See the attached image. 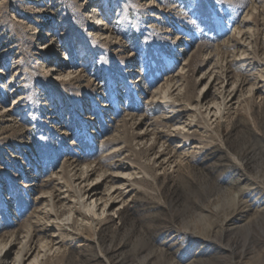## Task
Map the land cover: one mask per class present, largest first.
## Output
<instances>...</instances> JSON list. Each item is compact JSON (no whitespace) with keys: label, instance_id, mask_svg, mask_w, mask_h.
Instances as JSON below:
<instances>
[{"label":"rangeland","instance_id":"1","mask_svg":"<svg viewBox=\"0 0 264 264\" xmlns=\"http://www.w3.org/2000/svg\"><path fill=\"white\" fill-rule=\"evenodd\" d=\"M17 252L264 264V0H0V260Z\"/></svg>","mask_w":264,"mask_h":264},{"label":"bare ground","instance_id":"2","mask_svg":"<svg viewBox=\"0 0 264 264\" xmlns=\"http://www.w3.org/2000/svg\"><path fill=\"white\" fill-rule=\"evenodd\" d=\"M104 10L99 6V5H93L90 7L89 10V16L91 18V20H93L92 24L94 25V22L99 23V29L101 31V34H105L106 31H109L111 28L109 26V23L107 21L104 22L103 20V14ZM114 17V16H113ZM67 20V18H66ZM68 21V20H67ZM69 22V21H68ZM82 22V21H81ZM72 21L70 22V28L63 32L62 34H60V32L57 31V34H59L60 38H64V37H70L72 36L75 32L73 31V25H72ZM81 26V25H80ZM76 27V26H75ZM76 29V28H75ZM83 29V28H82ZM76 31V30H75ZM77 32V31H76ZM47 35H49L48 41L51 39L52 35L54 34H50L49 31H45L44 36L46 37ZM43 36V37H44ZM48 37V36H47ZM60 43V42H59ZM61 45V43H60ZM94 189H90V197H93L95 195ZM119 191V190H118ZM18 253V252H17ZM10 254V250L7 252V256ZM31 254H29L30 257ZM26 257V256H25ZM25 257L20 256V254L18 253L16 255V257H14L13 260H11V262H13V264H24L25 262ZM29 257L26 258V260L29 259ZM37 257V256H36ZM32 260L33 258L30 260H28L27 264H32ZM10 262L6 260V257L0 260V264H9Z\"/></svg>","mask_w":264,"mask_h":264}]
</instances>
